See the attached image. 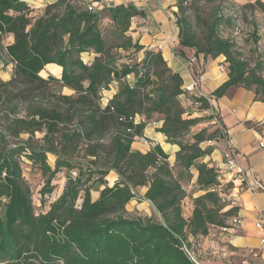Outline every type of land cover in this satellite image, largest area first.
Listing matches in <instances>:
<instances>
[{
	"label": "trees",
	"instance_id": "obj_1",
	"mask_svg": "<svg viewBox=\"0 0 264 264\" xmlns=\"http://www.w3.org/2000/svg\"><path fill=\"white\" fill-rule=\"evenodd\" d=\"M101 1L55 0L41 11L26 0H0V39L14 35L12 43L0 42L14 64L11 77L0 79V106L10 110L0 126V264H198L185 249L190 236H206L211 226H225L239 211L227 209L230 200L221 196L219 169L206 160L214 152L212 142L227 135L215 102L233 87L252 88L264 101V78L231 39L220 35L221 23L229 18L219 11L204 16L202 0L177 3L182 16L175 20L176 54L223 56L227 65L228 78L208 93L209 100L184 89L182 75L161 50L144 49L135 36L136 19L146 17L144 8L128 1L89 9ZM185 4L195 9L192 17ZM84 53L93 58L85 60ZM50 63L51 72L62 68L60 77L46 69ZM53 84L74 94H53ZM112 89V95L106 93ZM49 95L51 106L44 103ZM28 98L33 100L26 115L18 116V106ZM183 98L208 114L190 115ZM156 115V121L162 120L157 131L179 147L177 172L160 144L147 152L132 146ZM203 119H217L219 127L211 133L204 128L193 134V141L186 140ZM44 129L41 144L35 143V133ZM22 133L30 136L24 139ZM206 140L211 144L203 147ZM83 141L78 160L74 154ZM49 154L55 156L54 166ZM24 157L46 178L42 197L52 194L53 180L66 170L62 192L46 210H35ZM192 169L200 193L192 196V214L186 218L182 179ZM111 172L118 175L113 185L107 179ZM96 185L103 188L94 200ZM139 186L147 187L143 197L136 192ZM141 198L152 202L164 221L126 216L127 205Z\"/></svg>",
	"mask_w": 264,
	"mask_h": 264
},
{
	"label": "crops",
	"instance_id": "obj_2",
	"mask_svg": "<svg viewBox=\"0 0 264 264\" xmlns=\"http://www.w3.org/2000/svg\"><path fill=\"white\" fill-rule=\"evenodd\" d=\"M26 1L32 7L42 11L47 4L55 0ZM129 1H134L146 11L145 18H137L135 21V25L138 26L135 36L139 37L144 49L161 50L168 65L180 72L184 84L190 83L199 70L196 64L191 62L194 58L188 59L175 52L179 39L178 28L171 14L175 7L170 4L169 0ZM102 2L105 5H114L124 2V0H102ZM5 38H9L5 45L14 41L13 34H8ZM144 49L139 53L140 57L143 56ZM83 57L85 60L93 58L89 53H84ZM195 59L205 74L201 90L206 94L211 93L228 78V74L220 70V63L217 64V61L222 62L223 59L219 60V57L204 58L202 55ZM51 64L54 63L46 66L48 71H50L48 65ZM61 73L62 68L60 67V72L53 74L60 77ZM11 75L1 77L8 80ZM114 92L115 90L112 89L106 93L112 95ZM215 105L225 123L224 129L227 135L226 139L215 144L214 152L206 160L212 159L216 168L221 171V188L230 182L233 183L230 191L225 193L230 199L237 201V207L244 223L231 233L223 232L219 226L213 225L206 236H190L189 240L196 251L195 256L201 264H264V243H262L264 227H256L258 214L261 212L264 214V190H250L247 184L241 186L240 181L234 179L233 174L226 169L223 154L228 143L233 145L238 164L264 182V146L260 145V143H264V101L257 98L255 90L252 88L233 87L223 97L216 100ZM247 122H260L261 124L259 128H253L247 126ZM161 125L162 120L149 123L146 126L142 138L146 139L148 145L143 146L145 150L142 151L147 152L155 144H160L171 158L179 147L168 143L166 135L157 131V127ZM134 143L135 141L133 147ZM107 179L109 185H113L118 179V175L111 172ZM102 188L103 186L99 188L97 194H92L94 200L98 198Z\"/></svg>",
	"mask_w": 264,
	"mask_h": 264
},
{
	"label": "rangeland",
	"instance_id": "obj_3",
	"mask_svg": "<svg viewBox=\"0 0 264 264\" xmlns=\"http://www.w3.org/2000/svg\"><path fill=\"white\" fill-rule=\"evenodd\" d=\"M128 1L129 0H124V2ZM178 1L179 0H169L170 4L175 7L174 11H171L174 20H176L177 17L182 16V13L178 10L177 7ZM199 5L202 7L201 12L204 16L212 17V14L214 15L216 11H219V13L224 15L225 18H229L230 21L224 20L221 23L219 29L220 35L223 38L231 39L235 43L236 49L241 53V56L249 63L250 68L255 69L256 72L264 78V0H202L200 1ZM185 7L186 15L192 17L194 15L195 9L191 5L187 4H185ZM256 37H258L259 39L256 40ZM8 41L9 38L0 39V42L3 46H5ZM222 59H224V57L219 56V60ZM220 62L221 61H217V64H219ZM13 70V62L8 59L4 50L0 47V79H3L1 76L6 77V75H11ZM51 70L54 73H57L58 71V69H55L54 67ZM43 74L46 75L45 72H43ZM50 91H52L53 94H74V91L72 89L57 84L51 85ZM30 100H33V98L22 100L20 106H18L17 109L16 114L18 116L26 115L27 106ZM183 101L186 104V108L189 110L190 115L191 113L192 116H206V114H208V112L202 110L199 105L191 104L187 100V98H183ZM44 103L47 106H51L54 103V98L49 95L47 96V98H45ZM9 111L10 110L7 106H0V126L6 122ZM159 117L160 116L158 115L154 116L153 121H156ZM153 121L150 124H152ZM217 122V119H214L213 122H208L206 119H203L200 123H198L191 129V132L185 136V139L193 141V134L204 128L207 129V133H211L215 128L219 127V124H217ZM211 123H214V125H212ZM260 124V122H247V126L253 128H259ZM74 125L75 123H72L69 125V127H73ZM45 132L46 130L44 129L35 133V143L41 144ZM29 136L30 135L28 133L21 134V137L24 139L28 138ZM208 140L202 142L203 147L211 144ZM216 143L217 142L215 141L212 142V144H214V148L216 147ZM147 145L148 143L146 139L142 137H136L133 148L142 151L145 150L143 146ZM84 148L85 141L81 142L79 151L77 154H74V157L78 160L82 158L81 155L84 152ZM209 157H211V155ZM48 159L49 162L54 166L55 156L49 154ZM23 160L24 176L32 190V198L35 210L37 212L46 210L49 206V203L54 201L62 192L63 186L66 181V170L58 173L56 178L53 180L55 188L52 194H47L42 197L41 188L45 183V176L41 173V170L38 166L32 165L31 162L25 157ZM210 161L213 163V165H215L212 159H210ZM169 165L174 169L175 172L178 171L179 167L176 165V154H172V157L169 158ZM191 173L192 174L190 177L182 179L184 189L186 190V197L182 201L184 216L186 218H189L192 214V196H196L200 193V191H198V187L196 186L197 172L195 169H192ZM228 184H230V188H221V190L228 193L232 188L233 183L230 182ZM99 188L100 186L96 185L92 190V194H97ZM146 190V186H139L136 188V192L140 197H143ZM125 215L130 217H140L143 219L152 218L154 220L164 221L161 213L156 209L152 202L143 198L134 199L132 202H130L126 207ZM189 248L196 255V251L192 244L189 246Z\"/></svg>",
	"mask_w": 264,
	"mask_h": 264
},
{
	"label": "built area",
	"instance_id": "obj_4",
	"mask_svg": "<svg viewBox=\"0 0 264 264\" xmlns=\"http://www.w3.org/2000/svg\"><path fill=\"white\" fill-rule=\"evenodd\" d=\"M103 5L104 4L102 1L101 2H92L89 4V9L92 10L93 8H96V7H102ZM191 62L194 64L195 58L193 60H191ZM219 68L222 72L227 73V65L225 64L224 59L222 60V62H220ZM197 69L199 70V72L194 75V77L190 83L184 85V89L189 91V92H197L199 95H202V96L206 97L207 99L211 100V97L209 96V94H206L205 92H203L201 90V85L205 81V74L203 72V69L202 68H200V69L197 68ZM105 101L108 102L109 97H106ZM134 121L137 122L138 118H135ZM260 145L263 147L264 143H260ZM223 154H224L226 169L229 170V172L233 174L234 179L240 181L241 186L244 184H247L248 185L247 187L250 190H254V189L264 190V182L260 178H258L257 176H254L249 170L244 169L243 167H241L238 164V162L236 160V150L233 147V145L228 143L224 149ZM219 172H221V171L219 170ZM221 196L224 199L230 200V204L227 206V208H230L233 206H235V207L238 206L237 201L235 199H230L228 197L227 193L222 192ZM243 223H244V219L242 218V216L240 215V212L238 211V213L236 215L230 217L227 220L226 225L221 226L220 229L223 232L231 233V232H234L239 226L243 225ZM256 227H258V228L264 227V214L262 212L258 214V220L256 222ZM262 243H264V238L262 239ZM185 249L188 252V254L198 264H201L200 261L198 260V258L195 256V254L191 251L190 248L185 246Z\"/></svg>",
	"mask_w": 264,
	"mask_h": 264
}]
</instances>
